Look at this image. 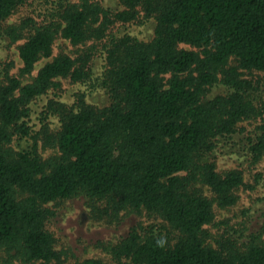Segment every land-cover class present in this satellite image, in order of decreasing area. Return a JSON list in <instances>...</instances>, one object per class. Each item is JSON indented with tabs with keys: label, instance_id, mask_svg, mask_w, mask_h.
Listing matches in <instances>:
<instances>
[{
	"label": "trees",
	"instance_id": "1",
	"mask_svg": "<svg viewBox=\"0 0 264 264\" xmlns=\"http://www.w3.org/2000/svg\"><path fill=\"white\" fill-rule=\"evenodd\" d=\"M116 1L0 0V48L22 40L18 75L0 58V264H64L46 228L47 204L76 196L99 216L128 209L157 220L104 243L112 264H264V226L219 237L207 227L214 203L234 205L247 185L241 170H217V141L262 117L243 148L251 163L264 155L261 79L246 76L264 73V0ZM22 8L31 10L11 21ZM139 17L154 20L150 39L110 31ZM58 36L73 45L103 41L101 73L93 76L89 46L76 57L59 52L22 83L52 55ZM60 78L92 81L107 102L92 104L83 93L71 104L52 98L33 129L31 102L58 89ZM216 84L224 91L211 94ZM52 114L59 127L49 131ZM41 133L43 147L55 149L47 157ZM74 264L109 263L90 257Z\"/></svg>",
	"mask_w": 264,
	"mask_h": 264
},
{
	"label": "rangeland",
	"instance_id": "2",
	"mask_svg": "<svg viewBox=\"0 0 264 264\" xmlns=\"http://www.w3.org/2000/svg\"><path fill=\"white\" fill-rule=\"evenodd\" d=\"M38 1V0H37ZM102 5L115 7L116 0H94ZM31 9L22 8L15 12L11 21L15 22L25 15ZM154 20L152 18L138 19L128 23H115L110 31L115 35L128 33L139 39H150L153 34ZM22 40L17 41L9 48H0V58L5 61H12L13 65L10 69L11 74L18 75L19 67L22 63L17 54V45ZM103 41H88L85 44L73 45L68 40L57 37L52 46V55L49 58H40L34 65L30 74L20 76L22 83L31 82L37 70L52 57L59 52H65L72 57L89 47L94 46L93 53L89 63L93 70V76L99 75L104 68L105 52L102 48ZM181 47L193 48L189 45L179 44ZM195 49V48H193ZM248 78L260 77L259 95L264 101V73L252 72L246 73ZM60 87L58 89H50L46 94L38 96L31 102V113L29 124L33 129L38 130L41 127L39 119L40 112L44 110L45 104L50 99L71 104L78 93H83L87 102L101 106L107 102V95L103 89L98 86H92V81L73 82L69 78H60ZM95 83V80H93ZM224 87L221 84L214 85L210 93L223 92ZM262 117L250 118L239 123L244 128L242 132L235 134L231 139H219L214 149L216 168L218 171H226L228 169L241 170L247 183L236 190L238 195L237 202L230 206L221 208L214 203L215 219L213 224L208 225L209 231L213 237H219L221 234L227 235L228 231L233 229L239 230L242 226H247L251 231L257 230L264 226V155L256 163H251L248 155L243 148L245 136L254 131V127L260 123ZM47 128L54 131L59 127L57 116L48 115ZM43 137L40 134L38 140L39 151L43 157L55 152L54 147L46 145L43 147ZM31 142V140H28ZM25 145L27 142L21 141ZM14 148L16 147L13 142ZM17 148V147H16ZM260 176L256 179V175ZM204 193L211 197L213 194L207 186H203ZM51 208L53 214L46 222V228L52 233L55 239V248L61 251V257L64 264H74L84 258H100L103 261L112 264V259L103 249L102 245L107 242H116L125 236L130 230H140L157 222L152 216H148L145 212H136L133 210H122L118 213L98 215L94 213L87 200L82 196H76L64 200H57L47 204ZM264 236V229H261ZM232 236H235L232 235ZM10 264H37V262L13 261Z\"/></svg>",
	"mask_w": 264,
	"mask_h": 264
}]
</instances>
